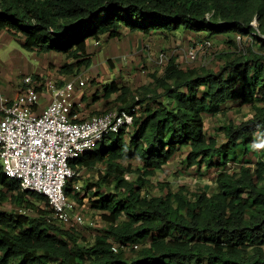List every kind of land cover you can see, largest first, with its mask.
<instances>
[{"label": "trees", "instance_id": "1", "mask_svg": "<svg viewBox=\"0 0 264 264\" xmlns=\"http://www.w3.org/2000/svg\"><path fill=\"white\" fill-rule=\"evenodd\" d=\"M125 30L238 35L257 51L227 52L214 69H182L171 58L141 98L129 99L131 89L116 82L104 88L133 122L71 163L78 174L97 169L90 200L106 229L93 242L81 243L76 226L56 224L47 199L22 190L0 163V205L11 206L0 208V264H264V0H0V36L29 53L63 55L59 72L70 78L92 66L90 42L121 38ZM230 103L252 112L223 123L219 143L207 134L205 116L225 117ZM258 146L263 156L254 163ZM183 150L186 168L217 171L214 191L159 183L161 194L145 192L150 177ZM66 195L86 206L88 196L73 181Z\"/></svg>", "mask_w": 264, "mask_h": 264}, {"label": "rangeland", "instance_id": "2", "mask_svg": "<svg viewBox=\"0 0 264 264\" xmlns=\"http://www.w3.org/2000/svg\"><path fill=\"white\" fill-rule=\"evenodd\" d=\"M248 39L249 37H243L239 40L238 35L233 38L220 35L209 39L206 31L182 30L172 34L157 33L148 36L141 33H129L125 30L121 38L109 39L107 35L101 37L99 45H97V41H92L88 45L92 66L83 70L80 75L87 80V88L78 94V97H83L79 112L86 118L121 108L122 103L118 101L116 94L110 98L103 96L104 88L112 82L130 88L132 94L129 99L134 96L141 98V94L147 90L144 88L151 90L154 83L152 76L154 74L162 75L171 58H175L182 69L222 67L225 64L223 55L227 52L257 51V47L252 45V41ZM207 40L212 44L210 49L201 47V44ZM230 40L233 43H230ZM192 49L197 50L195 60L188 57V53ZM161 56L166 57L165 62L160 61ZM66 61L63 55L57 53L38 55L26 52L10 35L2 34L0 36V102L4 100L8 105L10 103L17 104L18 94L24 92L25 89L23 80L28 76L39 78L37 82L43 84L48 80L60 82L70 80L69 76L59 72ZM48 100V95L44 93L40 96L37 105L44 108L48 104ZM136 110H142V107L137 106ZM251 112V105L241 106L230 103L226 109L225 117L205 116L206 132L209 136H216L221 143L224 137L220 132H217L219 127L228 121L246 120ZM257 151L259 152L257 155L251 156V161L254 163L261 160L263 156L262 147L258 146ZM186 154L185 150L181 151L172 162L150 177L152 186L145 192L159 195L161 193L157 189V184L169 183L174 191L185 187L190 193L204 191L211 194L216 188L217 171L198 173L196 167L186 168L183 163ZM133 164L134 167L138 165V163ZM230 166L233 167L232 164L228 165V167ZM71 181H73L76 191L88 196L84 199L86 206L82 209L85 223L76 226V233L80 236L81 243L93 242L95 237L101 235L106 229L100 214L93 209L90 200L91 194L97 191L93 185L97 181V169L81 170ZM87 183L91 186L90 191L86 189ZM102 191L108 193L110 189L105 187ZM42 207L44 208V206ZM0 208L8 211L11 206L4 203L0 205ZM90 223H93L94 226H90ZM145 245H149V242ZM141 247V244H137L135 250ZM123 250L128 257L133 255L130 248Z\"/></svg>", "mask_w": 264, "mask_h": 264}, {"label": "built area", "instance_id": "3", "mask_svg": "<svg viewBox=\"0 0 264 264\" xmlns=\"http://www.w3.org/2000/svg\"><path fill=\"white\" fill-rule=\"evenodd\" d=\"M253 26L257 29L255 21ZM211 46L209 41L201 44L204 49ZM196 56V49L189 51L191 60ZM165 60L161 56L160 61ZM37 81L31 76L23 80L25 89L18 94L17 104L0 102V163L5 175L19 181L22 190L47 199L56 224L83 225L85 206L66 195L68 183L78 175L71 163L109 135L130 126L133 117L127 110L116 109L79 119L75 110L82 104L75 96L87 88L85 78L76 76L62 84L57 80ZM44 93L48 104L38 113L37 102Z\"/></svg>", "mask_w": 264, "mask_h": 264}, {"label": "crops", "instance_id": "4", "mask_svg": "<svg viewBox=\"0 0 264 264\" xmlns=\"http://www.w3.org/2000/svg\"><path fill=\"white\" fill-rule=\"evenodd\" d=\"M78 94H77V96H75V101L78 103V102H81V101H83V97L81 96V98L80 97H78ZM11 104V103H10ZM81 107V106H80ZM80 107H76V110H75V113L77 114V116H78V118L79 119H83L84 117L82 116L83 114H81L80 112H79V109H80ZM37 112L38 113H42L43 112V108H38L37 109Z\"/></svg>", "mask_w": 264, "mask_h": 264}]
</instances>
